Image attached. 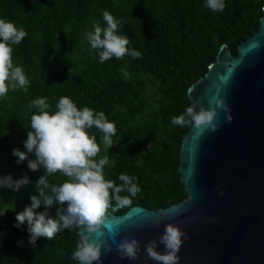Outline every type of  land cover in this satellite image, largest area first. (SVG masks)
Here are the masks:
<instances>
[{
	"label": "trees",
	"instance_id": "1",
	"mask_svg": "<svg viewBox=\"0 0 264 264\" xmlns=\"http://www.w3.org/2000/svg\"><path fill=\"white\" fill-rule=\"evenodd\" d=\"M224 3L222 12H214L206 0H0V18L27 32L14 46L13 59L30 81L26 92L10 90L0 99V176L30 180L19 191L0 187V213L5 212L0 216V264H78L72 259L77 229L52 240L41 237L33 246L27 225L14 226L16 213L39 195L35 183L44 174L43 169L31 171L27 161L17 164L12 155L14 148L26 151L30 116L37 111L30 112L28 105L34 99L46 97L54 111L59 98L67 96L78 108L103 111L115 123L111 148L101 143V132L91 130L101 147L97 158L108 156L106 179L119 185L120 174L134 176L141 191L130 206L110 208L109 216L132 207L159 211L187 198L178 173L179 152L192 126L173 125L172 118L193 104L187 90L207 72L219 47L226 45L235 56L257 33L264 8V0ZM105 10L121 21L118 34L129 38L127 47L139 51V58L126 55L100 63L99 50L90 52L84 34L95 22L106 27ZM122 68L130 79L125 80ZM63 179L49 177L53 183ZM56 210V205L48 209L49 216Z\"/></svg>",
	"mask_w": 264,
	"mask_h": 264
},
{
	"label": "clouds",
	"instance_id": "2",
	"mask_svg": "<svg viewBox=\"0 0 264 264\" xmlns=\"http://www.w3.org/2000/svg\"><path fill=\"white\" fill-rule=\"evenodd\" d=\"M207 8L214 12L225 9L224 0H206ZM103 21L106 27H101L99 22L93 23L92 31L85 32L84 39L91 50H99V62L103 63L113 57L121 59L126 55L139 58L141 53L135 49L129 50V38L119 35L121 21L117 20L108 11L103 12ZM27 32L23 27H18L14 22L0 18V99L5 98L10 90H28L30 81L22 66L14 63V46L21 44ZM234 67V66H233ZM227 69L226 75L219 79L226 82L233 71ZM121 74L125 80L131 78L127 69L122 68ZM216 108L229 113V108L223 99L213 97ZM30 116V131H26L27 138L23 142L26 151L14 148L12 155L17 157L16 163L27 161L28 168L35 172L43 169V175L38 178L35 187L39 195L30 197V205L16 213L15 227L27 225L29 243L35 246L41 237L52 240L64 230L78 229L79 239L72 259L79 264H102V255L112 251L116 246L121 259L138 260L140 242L133 238H124L119 242L115 237L118 226L109 221V209L130 206L131 197L137 196L141 191L137 178L127 174H120L121 183L105 178L104 169L108 163V156L97 158L101 152L100 143L93 128L102 133L101 143L105 148L113 145L112 137L116 134V125L109 121L103 111H96L90 107L78 108L67 96H61L54 111L46 97L32 100L28 105ZM217 111L215 108L205 109L193 103L186 107L184 112L172 118V124L177 126H194L197 129L218 130L216 123ZM227 122L232 121V116H226ZM34 156L30 159L29 156ZM60 174L65 179L59 182H50L49 177ZM30 180L27 176L13 179L9 174L0 176V187H7L19 191L22 186H27ZM127 192L129 195H120ZM115 201V207H113ZM43 205L45 211L36 209ZM57 206L55 216H49L48 209ZM5 212L0 213L3 216ZM106 234L111 244L100 239ZM93 234L97 239L92 240ZM186 232L178 225L167 223L164 232L159 237V244L164 246L160 252L156 240H151L144 248L146 255L157 261L158 264H178L179 252L184 240L188 239ZM22 243V242H21ZM47 245H45L46 247ZM103 249V251H102Z\"/></svg>",
	"mask_w": 264,
	"mask_h": 264
},
{
	"label": "water",
	"instance_id": "3",
	"mask_svg": "<svg viewBox=\"0 0 264 264\" xmlns=\"http://www.w3.org/2000/svg\"><path fill=\"white\" fill-rule=\"evenodd\" d=\"M229 67L233 71L222 82L219 77ZM186 96L198 109L215 108L218 127L213 132L192 126L181 142L178 173L187 198L159 211L132 207L121 216H109L118 226L117 242H140V258L121 259L113 244L102 255V264H158L144 248L156 240V250L164 251L159 237L167 223L189 237L177 253L178 264H264V8L257 33L235 56L221 45ZM213 97L223 99L229 113L216 108L214 100L210 104ZM101 231L105 235L100 239L111 244L106 230Z\"/></svg>",
	"mask_w": 264,
	"mask_h": 264
}]
</instances>
